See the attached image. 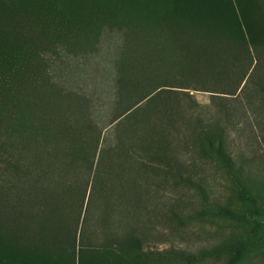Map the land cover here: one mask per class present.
I'll return each mask as SVG.
<instances>
[{
  "label": "trees",
  "instance_id": "trees-1",
  "mask_svg": "<svg viewBox=\"0 0 264 264\" xmlns=\"http://www.w3.org/2000/svg\"><path fill=\"white\" fill-rule=\"evenodd\" d=\"M106 29L124 42L100 126L44 55ZM219 167L225 203L206 185ZM262 167L264 0H0V264H264ZM160 180L196 189V217L229 231L179 240L171 207L154 246Z\"/></svg>",
  "mask_w": 264,
  "mask_h": 264
},
{
  "label": "rangeland",
  "instance_id": "rangeland-1",
  "mask_svg": "<svg viewBox=\"0 0 264 264\" xmlns=\"http://www.w3.org/2000/svg\"><path fill=\"white\" fill-rule=\"evenodd\" d=\"M123 42L124 38L120 32L116 29H106L99 39L98 36L96 38L94 36L93 43L85 49L60 47L56 52L48 51L44 55L53 80L68 89L78 90L88 97L92 105V115L100 126L106 125L112 115L111 111L116 99L115 65ZM191 93L203 105L211 102L210 92L191 90ZM112 126H108L104 132H108ZM237 150L242 152L244 147L240 146ZM259 150L262 153L261 146ZM219 168L217 173L211 175L208 183H205L217 194L218 199L225 203L231 195V182L224 170ZM257 170L264 172V167ZM151 181L152 179L150 183ZM158 184L157 186V183H154L153 189L151 188L152 190L148 193L149 199L154 200L158 211L155 214L158 232L155 231L152 234L153 245L157 248L162 249L166 246V243H159L161 239L159 236L164 233L169 222L168 217H164L165 210L171 207L182 217L179 221L181 230L175 234L179 240L193 244L203 243L207 235L211 234L213 239H220L223 233L229 231L228 223L225 221L200 220L196 217L195 212L204 207L202 197L196 189L184 187L181 184H166L161 180ZM258 188L264 195V187L259 185ZM231 200L237 202L236 195H233ZM152 205L148 203L149 207ZM148 260L153 264L152 258Z\"/></svg>",
  "mask_w": 264,
  "mask_h": 264
}]
</instances>
